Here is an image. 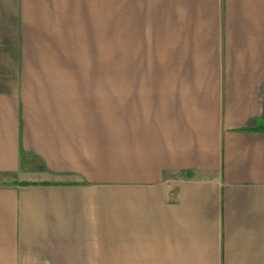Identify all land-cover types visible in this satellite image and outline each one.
Here are the masks:
<instances>
[{"label": "crops", "instance_id": "obj_1", "mask_svg": "<svg viewBox=\"0 0 264 264\" xmlns=\"http://www.w3.org/2000/svg\"><path fill=\"white\" fill-rule=\"evenodd\" d=\"M137 2L183 5L182 71L109 139L75 92L107 0H0V264H264V0Z\"/></svg>", "mask_w": 264, "mask_h": 264}, {"label": "rangeland", "instance_id": "obj_2", "mask_svg": "<svg viewBox=\"0 0 264 264\" xmlns=\"http://www.w3.org/2000/svg\"><path fill=\"white\" fill-rule=\"evenodd\" d=\"M132 1L77 5L76 110L83 116L98 109L109 139L114 136L119 94L125 102L132 93L147 98L156 78H173L182 71L176 63L182 60L183 5ZM170 89L175 90L160 81L159 92Z\"/></svg>", "mask_w": 264, "mask_h": 264}]
</instances>
